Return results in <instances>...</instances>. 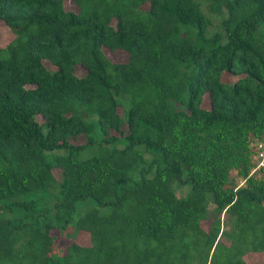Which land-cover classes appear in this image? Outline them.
<instances>
[{"label":"trees","instance_id":"16d2710c","mask_svg":"<svg viewBox=\"0 0 264 264\" xmlns=\"http://www.w3.org/2000/svg\"><path fill=\"white\" fill-rule=\"evenodd\" d=\"M70 1L0 0V264H258L264 0Z\"/></svg>","mask_w":264,"mask_h":264},{"label":"rangeland","instance_id":"374dc122","mask_svg":"<svg viewBox=\"0 0 264 264\" xmlns=\"http://www.w3.org/2000/svg\"><path fill=\"white\" fill-rule=\"evenodd\" d=\"M63 7L66 10L76 11L75 6L73 5V3L70 0H63ZM10 39H11V35L9 33V30L6 27L0 25V46H4ZM104 53L106 54V56L111 61H115V62H122L126 58L125 53L122 51L116 50L114 52H109V51L104 49ZM46 65H48V64H46ZM74 73L80 76L83 74V70H82V68L77 66L74 68ZM232 79H233L232 77H229L228 81L231 82ZM203 106L208 107L206 102L203 103ZM81 140H82V138H80V137L77 138V141H81ZM257 158L258 157L253 159V161H255ZM261 163H264V159H262V157H259L257 165H259ZM154 165H156V163H154ZM56 172L57 171L55 170V173ZM136 179H137L136 174H132L131 176H129V182L136 180ZM186 190H187L186 187H180L179 189H177V193L180 195H183L186 192ZM263 204H264V202H263ZM85 208H86L85 205L77 203L75 206V215L82 214ZM219 217H220V219H223L224 215L222 213H220ZM202 224L204 226H207L206 222H202ZM225 228L226 227L223 225L222 229L225 230ZM66 232H67V234L65 233V234L61 235V237L59 235H57V238H56V236L54 235V237L57 239L55 241L56 243L54 244V251L55 252H59L62 249L63 244H64L63 239L65 238L64 236H66V238H65L66 240L67 239H74L76 241H81L84 243L87 242V237L85 236L84 233H79L76 236H73V233L72 234L70 233L71 231H66ZM246 257H247L246 260H249L250 262H254V263H258V264H262L264 262L263 254H252V255H247Z\"/></svg>","mask_w":264,"mask_h":264},{"label":"built area","instance_id":"2783aa9c","mask_svg":"<svg viewBox=\"0 0 264 264\" xmlns=\"http://www.w3.org/2000/svg\"><path fill=\"white\" fill-rule=\"evenodd\" d=\"M261 157H262V159H264V153H263V155Z\"/></svg>","mask_w":264,"mask_h":264}]
</instances>
